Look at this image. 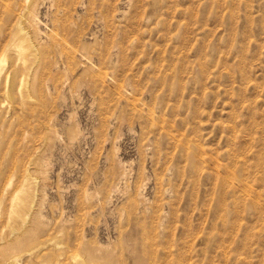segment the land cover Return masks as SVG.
Listing matches in <instances>:
<instances>
[{"label":"rangeland","instance_id":"obj_1","mask_svg":"<svg viewBox=\"0 0 264 264\" xmlns=\"http://www.w3.org/2000/svg\"><path fill=\"white\" fill-rule=\"evenodd\" d=\"M21 3L0 264H264V0Z\"/></svg>","mask_w":264,"mask_h":264},{"label":"bare ground","instance_id":"obj_2","mask_svg":"<svg viewBox=\"0 0 264 264\" xmlns=\"http://www.w3.org/2000/svg\"><path fill=\"white\" fill-rule=\"evenodd\" d=\"M24 1V0H23ZM56 1V0H55ZM22 0H0V10L2 9H8L7 11V16H10V19L13 17L14 20L12 21L13 23L9 25V23L7 25H9L7 28V26L5 25L6 20L4 19H0V21L3 22V25H0V75H2V66H3V61L6 59H9L10 61H18L21 60V62L24 64L26 62H30V64H28V67H24L23 69H19L17 67V69L14 67V69H12V76L13 79H15V77L17 76V74L19 72H21L19 75H23L25 74L23 77L29 76L27 74V68H30V66H32V64L34 63L35 60H30L29 56H35L36 58H38L37 56H39V54L42 53V50H40V46L39 45H35L33 42V44H31V38L26 30V26L24 27V23L21 19L22 17H26V13L25 15L22 13L24 8V5L21 3ZM54 4V3H53ZM56 5V4H55ZM57 8V7H56ZM50 9V8H49ZM55 9V8H54ZM64 9V8H63ZM56 10V9H55ZM15 11V12H14ZM17 11V12H16ZM65 11V10H64ZM3 12V11H1ZM4 13V12H3ZM2 13V14H3ZM14 13V14H13ZM29 13V12H28ZM2 14H0L2 16ZM0 16V17H1ZM28 17V15H27ZM26 17V18H27ZM36 18V16H35ZM9 19V18H8ZM9 19V21H10ZM25 19V18H24ZM30 19V18H29ZM53 20V19H52ZM8 22V21H7ZM27 23V22H26ZM63 25V24H62ZM60 27V26H58ZM64 27V26H62ZM54 29V28H53ZM60 29V28H57ZM64 29V28H63ZM29 30V29H28ZM61 30V29H60ZM59 30V31H60ZM54 30L50 31L48 34V39H49V46L51 48H55L56 49V53L59 56H62L64 58V62L68 63V61L70 60V56L68 54V52H66L67 50H64V48L61 46L62 38L60 39V37L58 36L57 38V32L53 33ZM61 32V31H60ZM63 32V31H62ZM47 33V32H46ZM64 34V33H63ZM68 34V33H67ZM31 35V33H30ZM61 35V34H58ZM63 37V35H62ZM33 39V38H32ZM64 39V38H63ZM62 40V41H61ZM33 41V40H32ZM47 42V43H48ZM36 43V42H35ZM37 44V43H36ZM46 46V45H45ZM64 46V45H63ZM35 47V48H34ZM37 47V48H36ZM33 48H34V52H33ZM42 48V47H41ZM51 49V50H53ZM46 50V49H45ZM55 53V54H56ZM35 58V59H36ZM8 60V61H9ZM9 61V62H10ZM20 62V61H19ZM21 63V64H22ZM18 64V63H17ZM50 64V63H49ZM69 64V63H68ZM13 65V64H12ZM16 66V65H15ZM22 66V65H21ZM35 66V65H34ZM11 67V66H10ZM22 68V67H21ZM32 69V68H31ZM8 70V69H7ZM30 70V69H29ZM33 70V69H32ZM31 71V70H30ZM10 73V72H8ZM29 73V72H28ZM5 75V74H4ZM31 75V74H30ZM9 76V75H8ZM7 76V77H8ZM110 76V75H109ZM1 77V76H0ZM21 77V76H20ZM30 77V76H29ZM22 78V77H21ZM44 78V77H43ZM24 79V78H23ZM109 80V79H108ZM26 82V81H25ZM23 83V82H22ZM26 94V93H25ZM153 124V123H152ZM158 185V184H157ZM27 196V193H25V197ZM22 201H20L15 208L13 209L12 213H11V220H15L18 218L19 214H20V209L23 206V203H21ZM28 215V214H27Z\"/></svg>","mask_w":264,"mask_h":264}]
</instances>
